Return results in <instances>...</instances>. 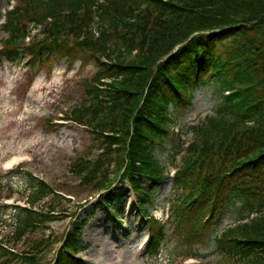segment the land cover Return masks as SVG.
<instances>
[{
    "label": "trees",
    "instance_id": "16d2710c",
    "mask_svg": "<svg viewBox=\"0 0 264 264\" xmlns=\"http://www.w3.org/2000/svg\"><path fill=\"white\" fill-rule=\"evenodd\" d=\"M18 1L2 26L7 36L0 51L28 55L30 81L61 57L71 64L74 55L87 53L98 62L69 118L94 135L97 156L79 155L71 171L101 192V203L116 196L114 179L137 188L146 176L153 190L165 172L156 150L170 136L175 113L169 107L190 104L198 85H213V113L190 126L186 147L169 149L171 159L181 155L173 178L180 193L169 222L149 217L150 195L139 200L151 233L147 253L158 255L173 232L177 250L212 241L229 264H264V0ZM30 23L45 27L24 47ZM27 180L30 207L1 206L16 211L13 240L59 218L49 212L61 196L30 174ZM47 196V210L37 208ZM228 215L233 222L220 227ZM65 237L51 263L83 264L74 258L75 236ZM46 246L41 237L24 253L0 247V261L39 264ZM188 255L205 256L197 249Z\"/></svg>",
    "mask_w": 264,
    "mask_h": 264
},
{
    "label": "rangeland",
    "instance_id": "374dc122",
    "mask_svg": "<svg viewBox=\"0 0 264 264\" xmlns=\"http://www.w3.org/2000/svg\"><path fill=\"white\" fill-rule=\"evenodd\" d=\"M14 2L0 0V21L3 20L4 10L10 8ZM6 36V33L0 31V38ZM39 37L41 35L38 34L37 38ZM11 54L13 56L9 57L0 51V206L4 203L23 204V197L26 196L24 190L29 187L28 174L47 183L65 199L61 200V205L56 208L62 212L56 221L49 223L47 228H39L20 241L9 238L15 226V209L1 210L0 207L2 247L23 253L30 251L32 240L43 237L47 239L50 248L56 251L67 231H72L73 225L82 221L85 223L76 235L75 258L81 259L84 264H189L199 261L229 264L227 258L214 251L212 241L208 244L193 241L190 249H197L205 254V257L199 260L184 259L190 249L177 250L179 243L173 233L166 237L158 255H148L143 243L149 234V227L141 222L142 217L137 210L140 201L137 197L150 192L149 181L145 180L139 193L132 192L126 184L123 188L126 201L124 198L115 200L110 209L113 211L115 208L117 214L111 215V211L98 209L93 187L79 183L71 171L76 157L98 153L92 132L66 118L83 100L84 82L93 77L98 67L95 58L81 53L74 55L73 63L70 64L66 57H61L48 69L40 68L37 76L30 81L32 72L26 64L28 56L21 55L20 50ZM212 86L198 85L193 92L192 103L169 107L170 111L175 113L172 116V128L168 133L169 140L156 150L165 172L150 192V203L146 204L149 216L157 218L160 222L166 218V210L162 209L174 204L179 194L173 180L168 175L166 177V172H174V167L169 165L168 160L174 161L177 166L181 155L176 154L175 158L171 159L174 149L172 152L169 149L177 143L180 144V149H183V145L192 139L189 124L214 111L216 100L213 99ZM172 143L174 144L171 146ZM19 164L17 173H12L9 177L4 176L6 170ZM119 183L116 181L114 186L118 187ZM45 200H49V197ZM44 204L45 202L39 203V207L44 209ZM99 216L104 217L102 224L106 234L115 235V239L113 237L108 245H103L101 239L85 234L94 223L98 225L96 219ZM233 219L232 215L226 216L220 227L230 224ZM105 246L107 258L102 259ZM51 249L46 246L39 264H48L54 255ZM2 262L1 260L0 264H14L19 261Z\"/></svg>",
    "mask_w": 264,
    "mask_h": 264
},
{
    "label": "bare ground",
    "instance_id": "6f19581e",
    "mask_svg": "<svg viewBox=\"0 0 264 264\" xmlns=\"http://www.w3.org/2000/svg\"><path fill=\"white\" fill-rule=\"evenodd\" d=\"M103 218L104 217L99 216V218L96 219V220H98L97 222H99L98 225L95 224V223H94L93 227L91 225L92 228L89 227L86 230L85 234L88 235V236H92L93 238L101 239V243L103 245H108L113 237L115 239V235H112V234H109V233L106 234V230H105V228H104V226L102 224ZM106 254H107V249H106V246H105V249H103V251H102V259H106L107 258Z\"/></svg>",
    "mask_w": 264,
    "mask_h": 264
}]
</instances>
